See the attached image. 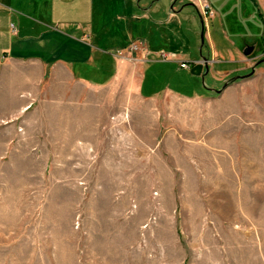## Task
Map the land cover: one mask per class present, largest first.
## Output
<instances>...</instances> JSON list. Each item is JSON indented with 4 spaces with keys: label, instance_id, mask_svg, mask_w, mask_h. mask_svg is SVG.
Here are the masks:
<instances>
[{
    "label": "rangeland",
    "instance_id": "rangeland-1",
    "mask_svg": "<svg viewBox=\"0 0 264 264\" xmlns=\"http://www.w3.org/2000/svg\"><path fill=\"white\" fill-rule=\"evenodd\" d=\"M21 1L0 7L41 16ZM190 25L184 56L210 57L207 25ZM195 60L184 85L150 60L136 76L162 98L226 84L215 70L192 75ZM65 83L0 59V264H264V69L191 100L142 98L128 78L88 98Z\"/></svg>",
    "mask_w": 264,
    "mask_h": 264
},
{
    "label": "crops",
    "instance_id": "crops-1",
    "mask_svg": "<svg viewBox=\"0 0 264 264\" xmlns=\"http://www.w3.org/2000/svg\"><path fill=\"white\" fill-rule=\"evenodd\" d=\"M200 1L102 0L105 7L97 8L94 0H22L23 7L38 10L41 16L0 7V59L39 64L48 74L65 79L64 87H80L82 98H88V93L93 90L127 78L132 85L135 83L140 96L145 99L161 100L168 96L188 100L213 98L216 93L220 94L219 89L200 93L195 88L193 94H185L184 89L179 88L170 90L172 93L162 98L161 91L150 90L144 83V73L136 76L138 61L130 59L129 54L124 57L118 54L134 40L142 41L149 52L140 63L150 60L147 71L156 69L159 76L170 77L178 85H184L185 80L190 79L185 70L190 68L182 67L181 63H187L189 58H196L194 65L203 60L194 57L192 51L187 52V58L183 51V46L189 44L190 24L197 22L200 16L207 25L204 36L210 41L207 74L215 70L228 82L241 71L245 74L252 69H264V66L259 67L264 64V0H206L215 10V15L210 18H204ZM15 14L17 22L13 21ZM96 19H101L102 27L95 31ZM211 19L220 21L221 31L230 42L227 48L214 47L213 32L219 27L209 29ZM114 22L118 27L112 30ZM116 31L123 35L124 43H113ZM107 35L110 40H104ZM238 40H244L245 44L240 45ZM248 46H254L250 55L245 54ZM163 53L168 55L167 59L163 58ZM258 58L262 61L259 65L256 64ZM224 65L230 67L221 69Z\"/></svg>",
    "mask_w": 264,
    "mask_h": 264
},
{
    "label": "built area",
    "instance_id": "built-area-1",
    "mask_svg": "<svg viewBox=\"0 0 264 264\" xmlns=\"http://www.w3.org/2000/svg\"><path fill=\"white\" fill-rule=\"evenodd\" d=\"M200 10L204 18H210L215 15L214 8L206 0L200 1ZM148 52L142 41H135V42L133 41L127 48H124L123 50H119L118 54L119 56H123V57L128 56L129 54L130 59L134 61H141L145 59V56ZM137 53H140V56H137ZM163 58L167 59L168 55L163 53ZM181 66L185 68H190V65H188V63L186 62H182Z\"/></svg>",
    "mask_w": 264,
    "mask_h": 264
},
{
    "label": "water",
    "instance_id": "water-1",
    "mask_svg": "<svg viewBox=\"0 0 264 264\" xmlns=\"http://www.w3.org/2000/svg\"><path fill=\"white\" fill-rule=\"evenodd\" d=\"M204 35V33H203ZM254 50V46H248L245 50V54L246 55H250ZM203 60H199L198 62H196V64L191 68V72L195 75H206L209 71V63L206 62L207 58H202ZM205 67V72H203V69ZM255 69H252L251 72L244 74V75H239V76H235L234 78H232L231 80H229L228 82H226V84L219 90H217L219 93H221L228 85L231 84L232 80H236L238 78H245V77H249L254 73Z\"/></svg>",
    "mask_w": 264,
    "mask_h": 264
}]
</instances>
